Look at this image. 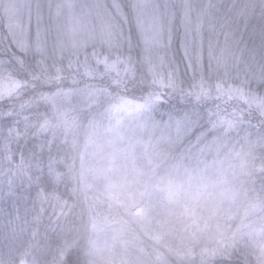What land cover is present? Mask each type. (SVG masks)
<instances>
[{
    "label": "rangeland",
    "instance_id": "rangeland-1",
    "mask_svg": "<svg viewBox=\"0 0 264 264\" xmlns=\"http://www.w3.org/2000/svg\"><path fill=\"white\" fill-rule=\"evenodd\" d=\"M129 4L135 14V36L128 31L129 21L118 0H0V34L6 31L23 50L43 54L42 46L46 48L48 42L45 31L52 25L57 55L67 54L61 59L66 62L64 69L85 63L83 70L91 71L88 78L102 76L94 81L98 89L110 85L115 94L90 92L92 85H88L86 97L93 103L76 112L81 106L78 93L77 107L70 111L69 118L84 129L78 189L84 206L75 211L85 216L84 264H202L225 235L233 242L244 238L251 253L263 262L264 207L250 193H241L243 181L237 178L249 166L242 159L243 149L236 142L208 141L202 133L195 139L190 115L163 122L157 116L155 100L166 90L165 76L170 77L171 87L180 76L179 60L186 59L187 66L190 56L201 60L205 41L199 30L205 15L196 13L190 0H162L161 11L157 0H130ZM123 42L127 50H135L125 53ZM8 73L0 71V96L17 86ZM113 75L121 76L120 81ZM134 83L141 86L142 95L129 90ZM225 93L227 101L263 104L264 110V92L235 85ZM104 99L108 106L97 110ZM179 144L183 156L172 158ZM224 144L227 152L218 157ZM47 205L43 213L58 208L66 216H75L62 201ZM13 234L19 235L18 230Z\"/></svg>",
    "mask_w": 264,
    "mask_h": 264
},
{
    "label": "trees",
    "instance_id": "trees-1",
    "mask_svg": "<svg viewBox=\"0 0 264 264\" xmlns=\"http://www.w3.org/2000/svg\"><path fill=\"white\" fill-rule=\"evenodd\" d=\"M118 1L129 21L128 31L135 36L132 30L135 14L130 0ZM190 1L196 13L205 15L199 30L205 41L201 60L190 56L189 66L186 59L179 60L180 76L171 87L170 77L165 76L162 84L166 90L155 100L157 116L163 122L168 117L187 114L196 126L191 133L195 139L202 133L208 141L216 138L218 143L236 142L243 149L242 159L249 165L238 173L237 178L243 181L240 191L250 193L264 207L263 104L243 105L235 98L227 101L225 93L235 85L239 89L248 87L264 92V0ZM157 3L161 11L162 0ZM56 31L59 32V27ZM45 34L48 42L46 48L42 46L43 54L35 49L23 50L6 31L0 34V71L9 72L17 82L12 91L0 96V264H84L85 261L82 255L85 216L81 218L82 214L75 212L84 206L78 196L82 173L80 131L84 129L69 117L73 114L70 111L77 107L74 102L78 93L81 106L76 112L88 108L92 102L86 97L88 85H92L90 92L96 89L110 93L111 86L98 89L94 81L102 76L88 78L91 71L83 70L85 63L74 70L64 69L66 62L61 59L67 54L57 55L52 25ZM123 48L127 54L130 49L135 50V47L127 50L125 44ZM195 51L191 53L193 56ZM112 79L120 81L121 76L113 75ZM128 88L135 90L136 95L143 94L138 83ZM77 89L80 91L76 93ZM107 104V99L100 100L97 110ZM228 145L224 144L218 157L227 152ZM182 147L183 144L176 146L172 158L183 156ZM223 170L228 175L225 166ZM55 200L64 202L67 211L76 218L60 213L58 208L43 213L42 209ZM9 229L18 230L19 235L12 236ZM237 239L238 242H233L227 235L221 237L213 256L202 264H264L251 253L244 238Z\"/></svg>",
    "mask_w": 264,
    "mask_h": 264
}]
</instances>
